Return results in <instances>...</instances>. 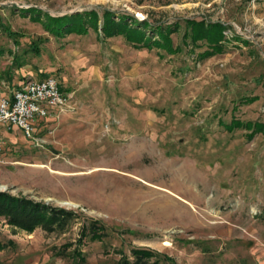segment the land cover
<instances>
[{
	"label": "rangeland",
	"instance_id": "obj_1",
	"mask_svg": "<svg viewBox=\"0 0 264 264\" xmlns=\"http://www.w3.org/2000/svg\"><path fill=\"white\" fill-rule=\"evenodd\" d=\"M31 7L179 22L172 37L182 49L136 47L92 29L56 37L25 14ZM188 18L225 23L223 51L190 50ZM0 48V81L52 75L72 94L65 113L38 125L44 147L0 123V188L78 215L54 233L0 217V264H117L133 260L134 248L154 253L145 264H264V132L225 128L234 118L264 123V0H0ZM148 169L152 182L140 174ZM177 178L195 200L171 189ZM139 193L125 213L118 201ZM164 195L189 213L177 207L171 218L145 220L143 210ZM66 201L77 206L59 204ZM92 221L103 239L84 236Z\"/></svg>",
	"mask_w": 264,
	"mask_h": 264
},
{
	"label": "trees",
	"instance_id": "obj_2",
	"mask_svg": "<svg viewBox=\"0 0 264 264\" xmlns=\"http://www.w3.org/2000/svg\"><path fill=\"white\" fill-rule=\"evenodd\" d=\"M24 12L25 14L29 13L33 20L40 22L48 32L56 37L71 33L88 34L92 29L99 36L102 35L105 38L123 35L128 42L136 47L162 49L170 54L182 49L179 45L175 46L172 37V34L181 28L179 22L153 24L148 19L138 20L126 12L97 8L61 16H53L38 7L28 8ZM226 28V24L220 21L207 22L188 18L185 19L182 40L186 45L192 44L193 47L190 50L205 43L207 49L201 54L210 56L223 51ZM6 32L10 36L16 34L8 28ZM3 53L4 49L0 48V55ZM48 76L51 75H45L42 78ZM61 88L68 91L62 85ZM253 99L249 98L246 101ZM225 128L229 131L235 128H245L250 131L248 136L252 138L258 132H264V123L243 122L234 118L231 122L225 123ZM77 216L73 210L64 207L38 201L27 195H16L9 190L0 191V217H3L9 225L28 232L37 228H42L49 233L65 232ZM103 230V225L95 221L85 224L83 227L84 236L89 235L92 239H103L105 236ZM5 248H7V243L0 240V249ZM153 255L154 253L149 249L134 248L132 249L133 260L123 257L117 264H145Z\"/></svg>",
	"mask_w": 264,
	"mask_h": 264
},
{
	"label": "built area",
	"instance_id": "obj_3",
	"mask_svg": "<svg viewBox=\"0 0 264 264\" xmlns=\"http://www.w3.org/2000/svg\"><path fill=\"white\" fill-rule=\"evenodd\" d=\"M6 88L8 85L3 84ZM72 101L54 76L27 78L5 92L0 87V123L17 126L34 146L44 147L46 137L37 132L42 119H58Z\"/></svg>",
	"mask_w": 264,
	"mask_h": 264
},
{
	"label": "bare ground",
	"instance_id": "obj_4",
	"mask_svg": "<svg viewBox=\"0 0 264 264\" xmlns=\"http://www.w3.org/2000/svg\"><path fill=\"white\" fill-rule=\"evenodd\" d=\"M133 174H136V173H133ZM140 174H141V177L145 181H151L152 182V180L155 179L154 172L152 170H150V169L144 170ZM130 178H129L130 181H132V180L134 181V185L133 186H137L138 185V188L140 190H142V189H144L146 187L148 189V192H146V193H149V194L151 192L156 191L153 187L147 186L143 182H139L138 180H136V179H134L132 177H130ZM170 187H171L172 190H176L179 193L183 194L184 196L190 197V198L195 200V198H194V196L192 194L189 195V193L187 191H183L182 190V186H181L180 182H178V178L177 179H172V181H170ZM146 193H145V195H146ZM143 197H144V193L143 194L139 193V194H137V195H135L133 197L125 196L122 200L118 201V205H120V207L124 210L125 213H131L136 208V206L138 205V203L141 201V199ZM197 201H201V200L197 199ZM175 202H173L171 199H169V196H167V195H164L162 197L156 198L152 204L148 205L143 210L142 213L145 216L144 217L145 220H147V221L150 220L151 221L152 219H157V218H161V217H169V218H171V216L174 215L175 213H179L180 210H177L176 209L177 207L179 209L183 210L181 212L182 214L186 215V214L189 213V207L187 205H185V204H183L181 202H179L178 204L175 203ZM62 203L65 204V205H68V206H72V207H76L77 206L76 203L71 202V201H66V202H62ZM148 214H150V215H148Z\"/></svg>",
	"mask_w": 264,
	"mask_h": 264
},
{
	"label": "crops",
	"instance_id": "obj_5",
	"mask_svg": "<svg viewBox=\"0 0 264 264\" xmlns=\"http://www.w3.org/2000/svg\"><path fill=\"white\" fill-rule=\"evenodd\" d=\"M27 78H31V77L22 78L21 80H19L17 83H14V84L11 83V82H9V81H8V82L0 81V82H1L2 89H3L5 92H8V90H10V89L16 87L17 85H19L20 82H22L23 80H25V79H27ZM32 78H33V77H32ZM35 79H39V78H35ZM4 83H6V84L8 85V88H6V87L3 85ZM46 120H48V119H42V120L40 121V124H41V122L46 121ZM2 125L7 126L8 128H14V129L16 128L17 130L21 131V133L24 135L22 129L19 128V127H17V126H15V125H13V126H10V125H8V124H2ZM37 130H38V129H37ZM24 137H25V135H24ZM25 138H26V137H25Z\"/></svg>",
	"mask_w": 264,
	"mask_h": 264
},
{
	"label": "water",
	"instance_id": "obj_6",
	"mask_svg": "<svg viewBox=\"0 0 264 264\" xmlns=\"http://www.w3.org/2000/svg\"><path fill=\"white\" fill-rule=\"evenodd\" d=\"M6 189H7V188H6V186H5L4 188H0V191H6ZM59 204H60L61 206L65 205V204L60 203V202H59Z\"/></svg>",
	"mask_w": 264,
	"mask_h": 264
}]
</instances>
